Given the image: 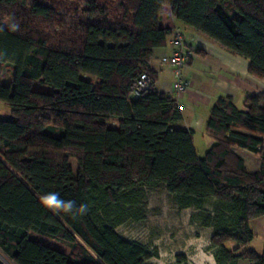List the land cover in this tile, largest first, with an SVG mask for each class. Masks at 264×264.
I'll return each mask as SVG.
<instances>
[{
  "label": "trees",
  "instance_id": "1",
  "mask_svg": "<svg viewBox=\"0 0 264 264\" xmlns=\"http://www.w3.org/2000/svg\"><path fill=\"white\" fill-rule=\"evenodd\" d=\"M164 7L264 77V0H0V102L10 109L0 118V252L12 264H147L151 254L114 229L141 219L131 212L141 188L159 185L181 210L216 203L199 220L224 263L264 264L235 254L264 216V95H248L243 110L218 98L206 121L213 145L198 157L192 131L170 129L180 108L149 70L170 34ZM2 65L12 67L6 85ZM143 73L151 85L132 98ZM235 148L259 158L256 173ZM48 192L87 212L46 209Z\"/></svg>",
  "mask_w": 264,
  "mask_h": 264
},
{
  "label": "crops",
  "instance_id": "2",
  "mask_svg": "<svg viewBox=\"0 0 264 264\" xmlns=\"http://www.w3.org/2000/svg\"><path fill=\"white\" fill-rule=\"evenodd\" d=\"M160 26L178 27L183 35L186 48L191 56L180 68V79L188 83L187 89L176 96L173 92L174 66L161 64V58L169 56V47H160L153 51L149 70L155 75V88L159 93L175 97L182 119L170 125V129L192 131V141L199 157L213 145L206 132V121L210 110L220 97L229 96L239 110H243L244 99L248 95H264V77L256 78L248 71V61L230 54L214 42L198 34L191 28L174 21L168 7H164ZM243 160L247 173H256L260 167L259 158L246 150L233 149ZM198 156V154H197ZM253 238L260 236L264 241V216L249 223ZM264 246V245H263Z\"/></svg>",
  "mask_w": 264,
  "mask_h": 264
},
{
  "label": "rangeland",
  "instance_id": "3",
  "mask_svg": "<svg viewBox=\"0 0 264 264\" xmlns=\"http://www.w3.org/2000/svg\"><path fill=\"white\" fill-rule=\"evenodd\" d=\"M165 14L166 11L163 10L162 15ZM2 26L6 28L8 22H4ZM1 69L3 84L6 85L12 78V67L2 65ZM33 88L40 92H50L48 87H43L38 82L33 83ZM9 114V107L0 102V118ZM197 154L199 157V146H197ZM141 189L139 203L131 211L141 214V219L134 220L127 216L114 230L123 239L140 244L151 254L147 264H196L191 261L193 257L198 259L203 257V264H208L205 257L212 258L213 264H226L210 242L212 228L202 226L199 220L201 213L211 214L216 205L214 201H206L203 209L199 211L194 208L181 210L174 204L164 186ZM263 245L262 238L256 236L235 254L243 250H251L258 255H264ZM224 246L228 250H233L237 245L228 241ZM236 264L252 263L239 260Z\"/></svg>",
  "mask_w": 264,
  "mask_h": 264
},
{
  "label": "built area",
  "instance_id": "4",
  "mask_svg": "<svg viewBox=\"0 0 264 264\" xmlns=\"http://www.w3.org/2000/svg\"><path fill=\"white\" fill-rule=\"evenodd\" d=\"M165 46L171 49V54L169 56L162 57L161 64L174 66L173 92L176 96H178L180 93L184 92L189 85L188 83L181 81L180 68L190 58L191 50L186 48L182 32L175 26L170 28V34L167 38ZM150 85L151 80L149 77L145 73L141 74L131 92V97H138L140 93L147 90Z\"/></svg>",
  "mask_w": 264,
  "mask_h": 264
},
{
  "label": "clouds",
  "instance_id": "5",
  "mask_svg": "<svg viewBox=\"0 0 264 264\" xmlns=\"http://www.w3.org/2000/svg\"><path fill=\"white\" fill-rule=\"evenodd\" d=\"M41 203L46 209L54 211H63L68 214L75 215L79 213L81 215L87 212L88 206L86 204L75 205L72 200L63 199L56 192H48L41 196Z\"/></svg>",
  "mask_w": 264,
  "mask_h": 264
},
{
  "label": "bare ground",
  "instance_id": "6",
  "mask_svg": "<svg viewBox=\"0 0 264 264\" xmlns=\"http://www.w3.org/2000/svg\"><path fill=\"white\" fill-rule=\"evenodd\" d=\"M202 255V254H201ZM200 256V254H199ZM203 257L198 258H194L191 260L192 262H195L196 264H203ZM208 264H213V260L210 257H205ZM205 260V261H206ZM0 261L2 262L1 264H11L9 260H7L6 258H4V256L0 253Z\"/></svg>",
  "mask_w": 264,
  "mask_h": 264
}]
</instances>
